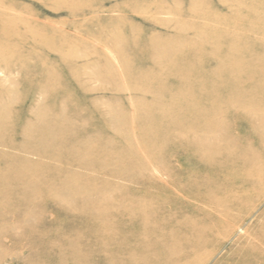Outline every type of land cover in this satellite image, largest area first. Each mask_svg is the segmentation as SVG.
<instances>
[{
	"label": "rangeland",
	"instance_id": "rangeland-1",
	"mask_svg": "<svg viewBox=\"0 0 264 264\" xmlns=\"http://www.w3.org/2000/svg\"><path fill=\"white\" fill-rule=\"evenodd\" d=\"M264 0H0V264H264Z\"/></svg>",
	"mask_w": 264,
	"mask_h": 264
},
{
	"label": "bare ground",
	"instance_id": "bare-ground-1",
	"mask_svg": "<svg viewBox=\"0 0 264 264\" xmlns=\"http://www.w3.org/2000/svg\"><path fill=\"white\" fill-rule=\"evenodd\" d=\"M264 86V85H263Z\"/></svg>",
	"mask_w": 264,
	"mask_h": 264
}]
</instances>
